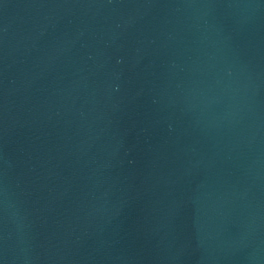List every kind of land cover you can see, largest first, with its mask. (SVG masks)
<instances>
[{
    "label": "water",
    "instance_id": "water-1",
    "mask_svg": "<svg viewBox=\"0 0 264 264\" xmlns=\"http://www.w3.org/2000/svg\"><path fill=\"white\" fill-rule=\"evenodd\" d=\"M0 264H264V0H0Z\"/></svg>",
    "mask_w": 264,
    "mask_h": 264
}]
</instances>
